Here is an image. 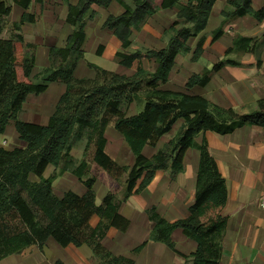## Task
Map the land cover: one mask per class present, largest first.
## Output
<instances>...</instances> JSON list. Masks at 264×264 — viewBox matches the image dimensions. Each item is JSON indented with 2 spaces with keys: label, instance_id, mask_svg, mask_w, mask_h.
Returning a JSON list of instances; mask_svg holds the SVG:
<instances>
[{
  "label": "trees",
  "instance_id": "obj_1",
  "mask_svg": "<svg viewBox=\"0 0 264 264\" xmlns=\"http://www.w3.org/2000/svg\"><path fill=\"white\" fill-rule=\"evenodd\" d=\"M42 1L0 0V134L5 132L10 122H14L19 138L27 144L25 148L12 150L0 148V260L20 254L33 245L43 250L46 241L52 237L62 246H91L94 256L104 264H134L132 259L112 255L101 243L110 228L128 229L129 220L119 213L122 201L148 186L157 171H169L175 178L184 170L186 150L198 147L201 157L196 202L190 209V215L169 222L154 208L149 209L148 215L154 224L150 240L176 250L172 233L182 228L184 234L198 245L196 252L186 257L190 264H220L227 225V218L220 212L226 205L228 190L207 143L198 146L195 137L206 131L227 134L245 125L264 127V99L258 101L253 112L240 114L233 108H221L200 96L158 89L168 81L176 56L188 53L189 40L206 27L216 0H132L131 5L123 2L126 11L118 16H109L104 25L113 31L124 48L131 45L132 29L160 10L177 8V17L184 26L178 28L180 23H174L164 49H146L131 54L118 52L120 64L134 70L132 76L90 64L97 71L94 79H77L74 71L84 55L82 45L86 38V24L96 14L92 6L107 7L113 0H79L75 5L69 4L66 21L74 31L65 46L50 49L51 65L33 78L35 46L25 43L21 26L34 23L36 15L25 12L19 23L11 25L8 38H4L3 33L12 4L28 10L34 2ZM228 2L235 9L224 11L225 17L249 14L258 20L264 18V9L254 10L251 0ZM222 34L223 30L216 31L213 41ZM204 41L205 38L199 41L195 59L202 54ZM239 42L242 46L246 43L247 50L251 52H257V45L264 43L247 38H241ZM98 53H102V47ZM143 58L155 59L157 70H146ZM228 65L239 63L221 61L202 74L190 77L187 86H205L215 72ZM56 81L65 83L67 90L59 99L49 123L42 126L19 120L18 115L27 97L41 94ZM140 92H145L143 110L127 117L123 106L132 103ZM109 115L116 117L115 128L135 154L131 168L119 165L105 151L104 134ZM180 118L185 121L180 132L154 156L145 157L142 154L144 147L156 145ZM84 133L88 140L87 148L94 144L95 153L90 163L85 160L77 163L70 157V147L72 141ZM63 162H67L71 171L85 184L87 191L83 196L70 191L63 198H58L52 187L53 177L44 178L48 166L58 167ZM31 175L40 180H32ZM125 175V194L119 198ZM97 180L109 189L99 205L93 190ZM95 214L100 221L91 228L89 222ZM55 264L64 263L57 261Z\"/></svg>",
  "mask_w": 264,
  "mask_h": 264
},
{
  "label": "crops",
  "instance_id": "obj_2",
  "mask_svg": "<svg viewBox=\"0 0 264 264\" xmlns=\"http://www.w3.org/2000/svg\"><path fill=\"white\" fill-rule=\"evenodd\" d=\"M78 1L43 0L34 2L28 10L12 4L4 38L10 36L11 25L19 23L25 12L37 17L34 23L21 26L25 43L35 46L33 78L51 65L50 49L66 45L68 37L74 31L66 21L68 6L75 5ZM121 1L113 0L107 7L92 6L96 14L88 20L85 27L86 38L82 45L84 55L75 68V78H96L97 71L90 64L109 72L132 76L134 70L120 64L118 52L131 54L146 49H164L174 23H180L178 28L184 26V22L177 17V8L160 10L141 22L139 27L132 29L131 45L124 48L113 31L104 25L109 16H118L126 11L123 2L132 4V0ZM251 6L256 11L264 9V0H251ZM234 9L228 0H216L206 27L198 36L189 40L188 53L176 56L168 81L161 84L159 90L200 96L221 108H233L240 114H249L257 109L258 101L264 99V43L257 45V52H251L247 50L246 43L242 46L239 40L247 38L264 42V18L258 20L249 14L233 18L223 15L224 11ZM218 30H223V34L213 41V34ZM201 38H205L203 52L195 59V50ZM100 47L101 54L98 53ZM225 60L239 65L223 66L205 86H187L190 77L202 74L205 69H211ZM142 62L150 72H155L158 68L155 59L143 58ZM66 90L65 83L56 81L50 83L41 94L29 95L18 115L19 120L47 125ZM144 104L145 92H140L122 110L127 117L134 116L143 110ZM108 118L104 134L105 151L119 165L131 168L135 163V154L124 136L115 128L116 117L109 115ZM184 123V119H178L156 145H146L142 154L151 158L158 150L165 148L180 132ZM195 142L198 146L207 143L227 185L228 199L220 212L227 218L220 264H264V208L260 206L264 193V127L245 125L227 134L201 132L195 137ZM87 143L86 133L72 141L70 157L75 162L92 161L95 146L91 144L87 148ZM26 145L19 138L14 122H10L5 132L0 134V148L12 150L25 148ZM200 157L198 147L189 148L183 157L184 170L175 178L171 177L169 171H157L148 186L122 201L119 213L129 220V227L126 231L110 228L101 241L102 246L116 257L132 259L134 264H190L186 257L196 252L197 243L188 238L182 228H177L172 233L176 250L162 242L151 241L154 224L149 218L148 210L154 208L169 222H176L190 215V209L196 202ZM51 177L53 191L58 198H63L70 191L79 196L87 191L85 184L71 171L67 162L58 167L48 166L44 178ZM31 179L40 180L34 175H31ZM126 180L127 175L122 179L123 187L118 193L119 198H123L125 194ZM93 190L98 205L109 193V189L99 180L94 183ZM99 221V216L93 215L90 227L95 228ZM141 245V250L135 252ZM57 261L64 264H104L94 256L91 246H62L52 237L46 241L43 250L38 245H33L20 254L3 258L0 264H55Z\"/></svg>",
  "mask_w": 264,
  "mask_h": 264
},
{
  "label": "built area",
  "instance_id": "obj_3",
  "mask_svg": "<svg viewBox=\"0 0 264 264\" xmlns=\"http://www.w3.org/2000/svg\"><path fill=\"white\" fill-rule=\"evenodd\" d=\"M260 206H261L262 208H264V193H263V195H262V197H261Z\"/></svg>",
  "mask_w": 264,
  "mask_h": 264
}]
</instances>
